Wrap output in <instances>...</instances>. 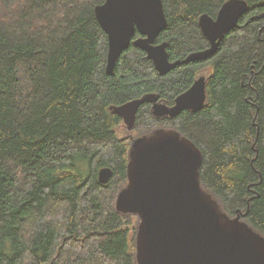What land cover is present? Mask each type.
Returning <instances> with one entry per match:
<instances>
[{
  "label": "trees",
  "instance_id": "1",
  "mask_svg": "<svg viewBox=\"0 0 264 264\" xmlns=\"http://www.w3.org/2000/svg\"><path fill=\"white\" fill-rule=\"evenodd\" d=\"M225 1L163 0L156 42L179 63L160 74L130 44L109 74L93 9L104 0H0V264H137L139 218L114 204L131 140L110 107L147 93L172 105L200 75L202 107L161 119L143 103L133 137L164 128L190 139L200 186L264 237V0L245 1L212 55L185 60L209 46L198 17Z\"/></svg>",
  "mask_w": 264,
  "mask_h": 264
},
{
  "label": "water",
  "instance_id": "2",
  "mask_svg": "<svg viewBox=\"0 0 264 264\" xmlns=\"http://www.w3.org/2000/svg\"><path fill=\"white\" fill-rule=\"evenodd\" d=\"M163 0H104L93 7L97 22L107 35L106 73L111 74L115 59L128 45L140 48L160 74L179 60L170 61L166 43L156 39L167 24ZM246 0L222 2L215 16L202 14L200 30L209 46L185 60H204L212 55L224 35L237 26L248 9ZM204 75L198 76L172 105L147 93L110 110L118 114L132 138L127 164V181L114 202L118 211L135 213L137 264H264V237L241 217L223 212L220 204L200 185L202 154L187 137L174 129L157 128L133 137L136 113L150 103L157 118H173L183 110L196 111L206 100ZM113 170L103 167L98 180L106 183Z\"/></svg>",
  "mask_w": 264,
  "mask_h": 264
},
{
  "label": "rangeland",
  "instance_id": "3",
  "mask_svg": "<svg viewBox=\"0 0 264 264\" xmlns=\"http://www.w3.org/2000/svg\"><path fill=\"white\" fill-rule=\"evenodd\" d=\"M120 129L122 130L123 135H126L125 127H124V126H121ZM128 134H134V135H136V134L134 133V130H133V131H132V130H129V131H128ZM128 139H130V138H128ZM134 220H137L136 217H131V221H134ZM138 223H139V220H138ZM131 233H132V231H131Z\"/></svg>",
  "mask_w": 264,
  "mask_h": 264
},
{
  "label": "flooded vegetation",
  "instance_id": "4",
  "mask_svg": "<svg viewBox=\"0 0 264 264\" xmlns=\"http://www.w3.org/2000/svg\"><path fill=\"white\" fill-rule=\"evenodd\" d=\"M157 43V42H156ZM130 101V100H129ZM128 102V101H127ZM123 125V124H122ZM124 126V125H123ZM125 127V126H124ZM151 132V131H150ZM150 132H148V133H150ZM148 133H146V134H148ZM143 135V134H142ZM140 136V135H139Z\"/></svg>",
  "mask_w": 264,
  "mask_h": 264
}]
</instances>
